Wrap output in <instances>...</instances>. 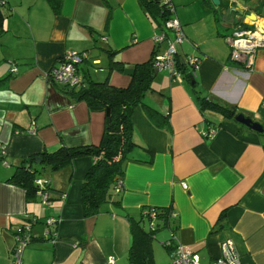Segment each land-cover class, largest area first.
<instances>
[{"label": "crops", "instance_id": "crops-1", "mask_svg": "<svg viewBox=\"0 0 264 264\" xmlns=\"http://www.w3.org/2000/svg\"><path fill=\"white\" fill-rule=\"evenodd\" d=\"M171 1L187 42L178 52L200 58L201 94L236 106L264 126V47L248 70L231 64L227 40L254 14L264 18L262 0H224L222 15L213 2L209 7L202 0L212 9L214 24L200 34L185 28L196 17L177 15L182 3ZM0 10V264H14L15 232L24 224L32 226L34 241L23 251L22 264H109L111 259L133 264L130 218L149 229L145 214L151 208H173L177 215L163 242L175 235L201 264L217 260L225 240L234 243L242 264H264V135L220 113L209 111L206 118L196 91L169 75L165 87L157 82L158 73L157 91L146 95L169 115V124L158 125L142 106L133 113L135 141L155 155L149 163L148 153L133 151L136 158L125 162L123 190L114 192L120 203L84 215L82 183L94 162L90 156L38 177L50 184L47 203L38 191L29 197L25 187L9 181L30 156L35 160L26 165L34 166L44 152L102 139L105 109L76 100L61 90L64 84L45 76L59 59L85 52L98 78L102 74L113 85L127 86L134 65L150 60L156 48L164 53L168 43L157 44L159 29L137 0H64L59 12L46 0H7ZM106 50H121L112 69ZM14 61L20 72L11 76ZM210 129L216 133L207 138L203 134ZM164 243L165 250L152 242L156 264L171 263L172 247Z\"/></svg>", "mask_w": 264, "mask_h": 264}, {"label": "trees", "instance_id": "trees-1", "mask_svg": "<svg viewBox=\"0 0 264 264\" xmlns=\"http://www.w3.org/2000/svg\"><path fill=\"white\" fill-rule=\"evenodd\" d=\"M46 1L51 5L55 12H59L64 0ZM137 1L145 14L156 24V27L163 31L162 33H166L170 38L175 37V31L172 28L167 27V22L169 20L177 18L175 15V7L171 0L168 2L166 0ZM6 2L7 0H0V7L5 5ZM204 2L209 7H213L212 0H204ZM263 4L264 0H262L261 5ZM224 7V0H222L217 8L223 9ZM2 25L3 16L0 10V26ZM185 39L186 37L184 40ZM167 40L166 37L165 41L168 43ZM165 41L163 40V42ZM159 43L160 42H157V44ZM106 51L108 52L109 57V69H112L113 66L119 64L117 61H114V58L121 50ZM79 54L82 60L75 64L76 73L81 76V81L77 85L64 84L60 86V88L63 92L74 97L76 100H84L92 107H101L105 109V127L100 143L73 147L63 145L52 153H42L41 156L43 157V162L40 164L35 163L34 166L26 165V161L33 162L35 160L36 155L30 156L21 165L17 166L9 181L25 187L29 197H32L41 189V186L37 184L36 180L45 170L49 169L51 171H58L70 166L76 158L90 156L94 159V162L82 183L81 202L84 215L91 216L100 212L103 205L106 203L112 201L120 203L117 200H113L114 192H116L118 182L124 179L125 162L129 159L136 158L132 154L135 149L138 148L148 153V162H153L155 152L137 143L134 139L135 127L133 113L135 109L142 106L149 117H151L158 125H161L162 122L164 126H167L169 124V115L159 111L145 101L148 92L157 91L154 86L157 77L155 71V59L156 55L160 54L158 53L157 48L153 51L150 60L134 65V70L131 73V80L127 86H116L110 82L109 78H98L93 71V67L96 66V64H93L92 60L89 59V54L85 52ZM65 58L66 57L64 56L59 59V64H56L57 66L55 65L53 68L66 62ZM230 60L232 65L236 67H244L243 64L233 62L231 54ZM18 63L19 62L17 61L12 62L10 68L11 76L19 74L20 69ZM175 64L178 70L182 71L184 79L187 81L186 83H189L196 91L197 96L200 99L201 111L207 110L220 113L225 118L233 120H236L235 118L239 113H243L236 106L213 101L202 95L201 91L197 88V69L194 67L195 70L193 71L189 68L186 56H183L178 52L175 56ZM96 68L97 67H95V69ZM13 69H16V71H13ZM96 70L98 71V68ZM50 72L51 70L47 73ZM44 187H47L48 189L50 188V185L45 184ZM154 210L158 213L157 220L155 221V226H153L151 222L149 223L150 230L146 229L141 224L142 221H136L135 219L130 218L131 231L133 234L130 258L133 264H156L152 249L154 237L159 231L171 228L173 220L176 218L171 216L174 211L173 208H154ZM145 217L147 218L148 216L145 215ZM25 226H29L32 230L30 224H24L20 227ZM31 230V240L29 244L34 241ZM16 233L17 230L15 234ZM166 242L164 245L169 247L166 245Z\"/></svg>", "mask_w": 264, "mask_h": 264}, {"label": "built area", "instance_id": "built-area-1", "mask_svg": "<svg viewBox=\"0 0 264 264\" xmlns=\"http://www.w3.org/2000/svg\"><path fill=\"white\" fill-rule=\"evenodd\" d=\"M166 1L168 2L169 0ZM259 20L260 19L253 20L250 24H239L233 34L230 37H227L231 46V59L233 62L243 64V68L248 70L253 69L257 52L259 49L264 47V23L259 26ZM261 20L264 21V18ZM167 27L172 28L175 31V37L170 38L166 33H162L161 35L154 37L155 41L160 43L163 42V40L165 41L166 37L168 39V47L166 51L162 54L156 55L155 64L160 70H167L171 79H178L181 81V71H179L176 67L175 56L178 53L177 44L184 42V32L177 18L169 20L167 22ZM65 57L66 62L58 67L52 68L51 72L46 73L45 76L50 77L58 83L77 85L81 81V76L76 73L75 63L82 60L81 56L77 52H71ZM190 62L194 63V66H197L199 59L197 57H192V59H188V63ZM13 71H16V69H13ZM215 133L216 129L204 132L203 135L207 138H212ZM37 184L41 186V189L38 190V192L43 195L44 202L47 203V187H44V185L48 184V181L38 179ZM184 187L186 188L187 185L184 184ZM122 190L123 180H120L116 186V191L122 192ZM157 214V211L154 209H149L145 214L149 217L153 226H155ZM176 215L175 211L171 214L172 217H176ZM49 221L51 223L54 222L53 219H50ZM30 230L29 226L17 229V233L15 234L16 246L13 250L14 264H22L23 251L29 245L31 240ZM166 245L172 247L171 264H201L199 255L191 250H187L183 244L177 241L175 235H173L172 238L166 242ZM221 250V256L212 264H242L235 245L231 240H225L221 245ZM108 263L113 264L114 259H111Z\"/></svg>", "mask_w": 264, "mask_h": 264}, {"label": "rangeland", "instance_id": "rangeland-1", "mask_svg": "<svg viewBox=\"0 0 264 264\" xmlns=\"http://www.w3.org/2000/svg\"><path fill=\"white\" fill-rule=\"evenodd\" d=\"M179 1H181L180 3H182V5H178V6H176V8H177V10H176V14L178 15V13H186V14H189L190 15V17L191 18H194V17H196V18H194L193 20H192V22H191V24H188V25H185V28H188V27H191V28H193V29H195V31L198 33V34H200V33H202V31H203V29L205 30V29H207V28H209V27H212L213 26V24H214V13L212 12V9H207L206 8V6L204 5V3H203V1L202 0H179ZM189 1H191L192 3H189L187 6H186V4L189 2ZM238 1H240V2H242V3H245V4H247V2H248V4H250V3H254L256 0H249V1H247V0H238ZM257 4L256 5H260V2L258 1V2H256ZM217 7H219V6H217ZM219 9V11H218V13L220 14V15H222L221 14V11H222V8L220 9V8H218ZM261 11L262 12H260L261 14V16H263L264 17V4L263 5H261ZM211 10V11H210ZM224 10V9H223ZM215 11V10H214ZM227 12H225V13H223V16H221L222 17V19H224L226 16H227V14H226ZM260 19H263V18H260ZM259 23V22H258ZM185 23H183V25H184ZM259 26H261V25H259ZM159 31V33L160 34H162V30L161 29H159L158 30ZM159 34V35H160ZM184 42H186V39L184 40ZM182 43V44H177V48L178 49H185V46H186V44H187V42L186 43ZM162 48L164 49V46H162ZM166 50V49H165ZM164 50V51H165ZM190 56H192V57H197L198 59H199V63H200V58L198 57V56H195V55H187L186 56V60H187V62H188V59L190 58V59H192V57H190ZM105 60H107V58L105 57V55H104V58H103V61H104V63L106 62ZM199 63H198V65H199ZM194 63H192V62H190V63H188V65H189V68H191L193 71L195 70L194 69V67L197 69L198 68V65L197 66H194L193 65ZM99 68H100V66H99ZM95 70V67H93V71ZM49 72V71H48ZM169 73H168V71L167 70H165V69H163V70H161L160 72H159V76H158V79H157V82L158 83H161L162 85H164L165 87H167L168 85H169V83H170V79H169ZM183 75V73H182V71H181V81L180 80H178V79H172L173 81L172 82H179V83H185V85L187 86V88L190 90V88H192L193 89V87L189 84V83H186L187 81L184 79V76H182ZM195 75V74H194ZM103 77H104V75H102V74H100V76H99V78H101V79H103ZM171 78V77H170ZM145 101L148 103V104H150V105H152L151 103H150V100L148 99V97L147 98H145ZM153 106V105H152ZM209 111H207V110H203V114L206 116V118H208V115H209V113H208ZM208 113V114H207ZM210 116V115H209ZM213 129H210V130H208V131H212ZM205 132H207V131H205ZM264 135V134H263ZM167 234V232H166V229H164V230H161L160 232H159V234H157L156 236H155V239L153 240L154 241V246H161L164 250H165V247L163 246V243L165 242H163V238L165 237V235Z\"/></svg>", "mask_w": 264, "mask_h": 264}, {"label": "water", "instance_id": "water-1", "mask_svg": "<svg viewBox=\"0 0 264 264\" xmlns=\"http://www.w3.org/2000/svg\"><path fill=\"white\" fill-rule=\"evenodd\" d=\"M212 2L216 5V6H219L222 2V0H212ZM258 17L256 14H254L253 16V20H256ZM155 71H156V75L160 72V69L158 67L155 68ZM236 121L239 122L240 124H243L249 128H251L252 130L258 132V133H261V134H264V126L253 120L251 117L249 116H246L245 114L243 113H239L237 116H236ZM43 162V158L42 156H38L37 157V163L40 164Z\"/></svg>", "mask_w": 264, "mask_h": 264}, {"label": "flooded vegetation", "instance_id": "flooded-vegetation-1", "mask_svg": "<svg viewBox=\"0 0 264 264\" xmlns=\"http://www.w3.org/2000/svg\"><path fill=\"white\" fill-rule=\"evenodd\" d=\"M236 29H237V28L235 27V30H236ZM235 30H234V31H235Z\"/></svg>", "mask_w": 264, "mask_h": 264}]
</instances>
